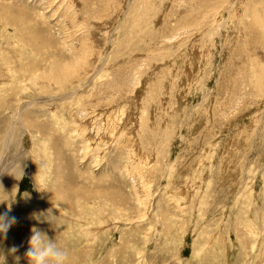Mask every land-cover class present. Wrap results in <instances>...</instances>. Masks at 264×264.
Instances as JSON below:
<instances>
[{
    "label": "rangeland",
    "instance_id": "obj_1",
    "mask_svg": "<svg viewBox=\"0 0 264 264\" xmlns=\"http://www.w3.org/2000/svg\"><path fill=\"white\" fill-rule=\"evenodd\" d=\"M137 1L0 0V213L17 218L0 234V264H29L33 227L58 240L65 264H264V0H230L229 18L211 8L190 33L191 0ZM36 37L51 42L43 55L29 49ZM56 59L83 65L71 98L24 73Z\"/></svg>",
    "mask_w": 264,
    "mask_h": 264
},
{
    "label": "bare ground",
    "instance_id": "obj_2",
    "mask_svg": "<svg viewBox=\"0 0 264 264\" xmlns=\"http://www.w3.org/2000/svg\"><path fill=\"white\" fill-rule=\"evenodd\" d=\"M174 1H176L177 2V0H174ZM251 2H252V0H250ZM101 3H102V1H100ZM108 2V1H107ZM117 2V1H116ZM145 2V1H144ZM232 2V1H231ZM186 3H187V1H186ZM228 3V4H227ZM103 4V3H102ZM111 4V2L108 4V5H110ZM136 4H138V5H141V6H144L143 5V0H138L137 2H136ZM135 4V5H136ZM230 4V0H228V1H226V0H191V3H190V5H189V7L188 8H186V9H184L186 12H185V15H186V19L185 20H187V26L185 27V29H186V31H188L189 33L191 32V30H192V28L190 27L191 25H190V22H192V17H193V21H195L194 23L192 22V24H193V26H194V28L196 29V26H205V25H207V23L209 22V19L207 18V21H205L204 22V20L206 19V17H207V15H208V12H209V10L211 9V8H216V10L218 11V10H220V8H222L223 10H225V11H227L228 10V12L226 13V14H229L228 15V18L231 16H236L237 15V12H233V10H232V8L230 9L229 8V5ZM101 5V4H100ZM106 5V4H105ZM126 5H128V4H126ZM134 5V6H135ZM138 5H136V7L139 9V6ZM231 5V4H230ZM133 6V7H134ZM164 6V5H163ZM171 6H174V4H172ZM220 6H222V7H220ZM97 7V6H96ZM119 7H120V4H119ZM175 7V6H174ZM191 7H193V8H191ZM196 7V8H195ZM246 7V6H245ZM100 8V7H99ZM107 8V7H106ZM166 8V7H165ZM176 8V7H175ZM240 9H241V6L239 7ZM113 9V8H112ZM169 10H171L170 9V6H169V8H168ZM239 9V10H240ZM247 9V8H246ZM173 10V9H172ZM95 11V10H94ZM120 11V10H119ZM121 11H122V9H121ZM127 11V10H126ZM128 11H129V9H128ZM127 11V12H128ZM133 11V10H132ZM135 11H136V9H135ZM238 11V10H237ZM170 12V11H169ZM174 14L176 13L175 12V10L174 11H172ZM244 12V11H243ZM241 13V15H242V17L244 16V13ZM246 12H248V9L246 10ZM99 14V13H98ZM101 14V13H100ZM118 14H120L119 12H118ZM134 14V13H133ZM132 14V15H133ZM170 14H172V13H169L168 14V16L171 18L172 16H174L173 14L172 15H170ZM96 16H97V14H95ZM127 15V14H126ZM95 16V17H96ZM116 16H117V12H116ZM125 16V15H124ZM132 17V16H131ZM189 17V18H188ZM241 17V18H242ZM14 19L16 18V19H18L16 16H14L13 17ZM168 17H167V15H166V18H165V22H166V24H167V22H168V24H170V25H173V26H175V24L173 23V21H170L171 19L169 18V20L167 19ZM20 19V18H19ZM102 19V18H101ZM105 19V18H104ZM130 19V18H129ZM212 19V18H211ZM98 20H99V18H98ZM125 20V19H124ZM146 20V19H145ZM168 20V21H167ZM177 20V19H176ZM213 20V19H212ZM215 20V19H214ZM219 20V19H218ZM222 20V19H221ZM243 20H245V19H243ZM16 21V20H15ZM107 21V20H106ZM106 21H104V22H106ZM171 22V23H170ZM231 22V21H230ZM241 22V21H240ZM256 22V21H255ZM255 22H251V23H249L248 24V28H250V30L247 32V34H249L250 36L249 37H251V34H253V31L255 32V33H258L257 31H256V28L255 29H253V27H251V26H253L254 25V23ZM97 23V22H96ZM205 25H204V24ZM217 23V22H216ZM226 23H228L227 21H222V22H220L219 23V26L217 27V30L219 31V30H221V32L223 33L225 30H226V26L228 25L229 26V24H226ZM244 23V22H243ZM243 23H238L237 24V34H242L243 35V33H242V30H243V28L242 27H244L242 24ZM9 24V23H8ZM29 24H31V22L29 23ZM87 25H88V22L86 23ZM91 24V29L89 30V33L87 34L88 36H89V40L88 39H86L84 42H83V44H84V50H80V51H82L80 54H78V59L81 57V56H83V58L81 59H79V60H81V62H82V60L83 61H85L86 60V58H92L91 57V55H90V53H92V50H93V47H92V40L90 39L91 37V34H92V31L94 30V28L96 27V26H98V23L97 24H95V22H91L90 23ZM101 24V23H100ZM104 24V23H103ZM103 24H102V26H103ZM183 24V23H182ZM256 24V23H255ZM28 25V24H27ZM125 25V24H124ZM185 25V24H184ZM29 26V25H28ZM180 26H182L181 24H180ZM215 27H216V25H215ZM179 28V27H178ZM212 28V27H211ZM86 29V28H85ZM97 29V28H96ZM95 29V30H96ZM154 29V28H153ZM171 29V28H170ZM170 29H168L167 31H166V29L164 30V28H163V30H161V31H156V29H155V32H156V34H155V32H154V34H155V36H158V38H159V40H162V41H164L165 39H163V38H165V36L166 35H168L169 33H170ZM184 29V30H185ZM216 29V28H215ZM86 30H88V29H86ZM95 30L93 31V32H95ZM174 30H176V32H175V34L179 31L178 29H176V27L174 28ZM181 30H183V28L181 29ZM190 30V31H189ZM247 30V29H246ZM23 32V31H22ZM215 32V31H214ZM220 31H219V33L220 34H222ZM243 32H244V30H243ZM38 34V33H37ZM93 35V34H92ZM244 35H245V33H244ZM256 35H258V34H256ZM181 36V35H180ZM217 36V35H216ZM247 36V35H246ZM33 37V36H32ZM107 37V36H106ZM175 37H176V35H175ZM183 37V36H182ZM95 38V37H94ZM31 39V38H30ZM35 40L32 42V41H28L29 43H30V50H31V52H32V54H34L33 52H35V53H38V54H42L41 52H42V50H45L44 49V47H46L47 46V44H49V43H51V42H48L47 41V39H44V38H34ZM168 39V38H167ZM175 39V38H174ZM108 40V39H107ZM171 40V39H170ZM243 41V40H242ZM251 42H248V44H247V46H250V48L249 49H251V50H253L254 48H253V45H251V44H253L254 42H252V40H250ZM28 43V44H29ZM71 43V42H70ZM256 43V42H255ZM28 44H26L27 45V47H28ZM90 44V45H89ZM131 44V43H130ZM138 44V43H137ZM15 45H17L18 46V44H16L15 43ZM51 45V44H50ZM104 46V45H103ZM257 46V45H256ZM23 47V46H22ZM50 47V49H52L51 48V46H49ZM88 47H90V48H88ZM255 47V46H254ZM78 48V46L75 48V50ZM28 49V48H27ZM28 49V50H29ZM17 50V49H16ZM25 50V49H24ZM47 50H49L48 48H47ZM69 50V49H68ZM74 50V51H75ZM257 50V49H256ZM260 50H263V49H260ZM46 51V50H45ZM1 52V51H0ZM16 52H18L19 53V50H17ZM49 52H51V51H49ZM261 53H262V51H260ZM18 53H16L17 55H18ZM76 53V52H75ZM252 53V55H253V53H255V51H253V52H251ZM258 54H259V52H258ZM3 55V54H2ZM43 55V54H42ZM47 55V54H46ZM58 55V54H57ZM261 56H262V54H260ZM3 57V56H2ZM7 57H8V55H7ZM41 56H39V58H40ZM100 57V56H99ZM51 58V57H50ZM54 58H58V56L57 57H54ZM2 59V58H1ZM3 59H4V57H3ZM3 59H2V62H3ZM7 59V58H6ZM8 60V59H7ZM46 60V59H45ZM77 60V59H76ZM4 61H5V59H4ZM10 61V60H9ZM90 61V60H89ZM4 63V62H3ZM9 63H11V62H9ZM87 65V64H86ZM98 65H100V64H98ZM4 66V65H3ZM2 66V69H1V73H2V75L3 76H5L4 75V72L6 71V68L5 67H3ZM50 66V65H49ZM48 66V67H49ZM82 64L80 63V62H78V61H76V62H74V60H73V62L72 61H70V62H68V63H65V62H61V61H59V60H57L56 59V61H54L53 63H52V65L50 66V69L48 70H46L45 72L47 73H43V72H36L35 71V69H37L38 67H40V66H38L37 68H35V67H33L32 66V64L30 65H28V66H26L25 67V69H24V73L25 72H27L26 74H27V77H28V79L30 80V82L32 83V85L34 86V87H36L37 88V90H41V91H43L45 88H48V89H50L51 90V86H56L57 87V89L56 90H58L57 91V93H59V94H64V97H68V98H71L72 97V94L73 93H67L68 91L66 90V89H70L74 84L75 85H77V83L79 82V80H81V77L82 76H84V75H82V73L84 72V68H82ZM22 67V66H21ZM8 68V67H7ZM10 69V68H9ZM8 69V70H9ZM15 70V74H16V72L19 70V69H14ZM13 70V71H14ZM11 72H12V70H10ZM21 71V70H20ZM23 72V71H22ZM21 72V73H22ZM13 73V72H12ZM20 73V74H21ZM23 74V73H22ZM96 74H98V73H96ZM9 75V74H8ZM111 76V75H110ZM98 78H100V77H98ZM4 79V78H3ZM7 79V80H6ZM3 81V80H2ZM12 80L7 76V78H5L4 79V82L5 83H7L8 84V82H11ZM22 81V80H21ZM102 81V80H101ZM103 82V81H102ZM114 82V81H113ZM17 84V83H16ZM21 84V83H20ZM104 84V83H103ZM2 85V84H1ZM22 85V84H21ZM12 86V85H11ZM105 86V85H104ZM9 87H10V85H9ZM21 87V86H20ZM24 87H25V85H24ZM32 87V86H31ZM75 87V86H74ZM77 87V86H76ZM26 88V87H25ZM73 88V87H72ZM11 89H13V87H11ZM53 89V88H52ZM9 90H10V88H9ZM65 90L67 91V92H65ZM8 92V91H7ZM72 92V91H71ZM5 93V92H4ZM43 93V92H42ZM76 93V92H75ZM37 94V93H36ZM4 95V94H3ZM9 95V94H8ZM7 95V96H8ZM1 96V95H0ZM10 96H11V94H10ZM16 96V95H15ZM70 96V97H69ZM11 98V97H10ZM16 98H17V96H16ZM56 98V97H55ZM126 98V97H125ZM5 99H6V96L5 97H0V100H1V102H4L5 101ZM12 99H15V97H13ZM78 99V98H77ZM83 100V99H82ZM13 101V100H12ZM5 102H7V100L5 101ZM66 102V101H65ZM8 103V102H7ZM2 105V104H1ZM67 105H68V102H67ZM3 106V105H2ZM4 106H5V104H4ZM59 106V105H58ZM65 106V105H64ZM82 106L85 108L86 106H84L83 104H82ZM81 107V106H80ZM88 107V106H87ZM62 109H64V107L62 108ZM82 109V108H81ZM140 109V108H139ZM7 110H9V109H7ZM73 110V109H72ZM119 110V109H118ZM125 110V109H124ZM61 111H63V110H61ZM117 111V110H116ZM120 111V110H119ZM19 113H17V114H20L21 112L20 111H18ZM72 112V111H71ZM112 112V111H111ZM73 114V113H72ZM71 114V115H72ZM121 115H125V114H123V111H121V113H120ZM23 115V114H22ZM109 115V114H108ZM70 116V115H69ZM74 116V115H73ZM75 116H76V114H75ZM116 116V115H115ZM16 117V116H15ZM72 117V116H71ZM77 117H79V116H77ZM110 118V117H109ZM121 118V117H120ZM126 118V117H125ZM15 119V118H14ZM25 119V118H24ZM82 119H84V118H82ZM111 119V118H110ZM118 119V118H117ZM13 120V119H12ZM16 120V124L18 123V124H21L20 123V119L19 118H17V119H15ZM14 120V121H15ZM22 120V119H21ZM74 120H75V118H74ZM79 120V119H78ZM84 121V120H83ZM54 122V121H53ZM77 123V122H76ZM75 123V124H76ZM17 124V125H18ZM36 124V123H35ZM80 124V123H79ZM11 125V124H10ZM40 125V124H39ZM152 125V124H151ZM23 126V125H22ZM21 126V127H22ZM10 127V126H9ZM20 127V126H19ZM19 127H16V129L17 128H19ZM33 128V127H32ZM77 128H79V127H77ZM16 129H14V130H16ZM38 130V129H37ZM64 130H65V128H64ZM25 131V130H24ZM27 131V130H26ZM34 131V130H33ZM63 131V130H62ZM81 131V130H80ZM36 132V131H35ZM41 132H43V131H41ZM85 132V131H84ZM7 133H8V131H7ZM46 133V132H45ZM80 134V133H79ZM112 134V133H111ZM22 135V134H21ZM4 136V135H3ZM15 136V135H14ZM37 136L38 135H36V136H34V135H31L30 137L32 138V140H34L36 143H37V145H39V140L37 139ZM41 136V135H40ZM6 137L7 136H5V138H4V140H2V138H1V141H2V144H4L5 143V145L7 144V140L8 139H6ZM12 137V136H11ZM80 137H81V135H80ZM7 138H9V137H7ZM53 138V137H52ZM85 138V137H84ZM134 138H136L135 136H134ZM133 138V140H130L129 142H133L134 144H136L137 145V139H134ZM43 139V138H42ZM83 139V138H82ZM81 139V140H82ZM88 139H89V137H88ZM129 139H131V138H129ZM44 140V139H43ZM84 140V139H83ZM1 141H0V143H1ZM86 141V140H85ZM98 141V140H97ZM9 142H11V141H9ZM46 143V142H45ZM45 143H44V145H45ZM9 144V143H8ZM1 145V144H0ZM11 145V144H10ZM9 145V146H10ZM46 146V145H45ZM135 146V145H134ZM139 146H140V144H139ZM139 146H137V147H139ZM5 148V147H4ZM39 148V147H38ZM135 148V147H134ZM140 148V147H139ZM7 149V148H6ZM46 149V148H45ZM43 150V149H42ZM102 150V149H101ZM140 151H141V149H139ZM58 152V151H57ZM60 152H61V149H60ZM60 152H58L57 154H60ZM129 153H130V151H128ZM11 153V152H10ZM139 154V153H138ZM142 154V153H141ZM141 154H140V156H141ZM94 155V154H93ZM137 155V154H136ZM136 155H134V157L136 156ZM59 155H57V158L59 159V157H58ZM130 156V155H129ZM133 156V155H132ZM137 156H139V155H137ZM142 157V156H141ZM144 157V156H143ZM17 158V157H16ZM19 158V157H18ZM146 158V157H145ZM31 159H34V158H31ZM139 159H140V157H139ZM19 160V159H18ZM37 160V156H36V158H35V161ZM141 160V159H140ZM32 162V161H31ZM60 162H61V159H60ZM92 162V161H91ZM95 162V161H94ZM151 162V161H150ZM141 163V162H140ZM146 163V162H145ZM15 164V163H14ZM27 164V163H26ZM59 165H61V164H59ZM152 165V164H151ZM48 166V165H47ZM32 169V168H31ZM34 170V169H33ZM58 170H60V168H58ZM62 171V170H61ZM141 171V170H140ZM15 172V171H14ZM61 173V172H60ZM32 174H34V173H32ZM48 175V174H47ZM35 176H37V175H35ZM40 176V175H39ZM39 178V177H38ZM167 180V179H166ZM143 185V184H142ZM71 189V188H70ZM74 189V188H73ZM73 189H72V191H73ZM145 189V188H144ZM147 189V188H146ZM65 190H66V188L64 189V191L62 192V199H60V200H62V201H67L66 200V193L68 192H66L65 193ZM69 190V189H68ZM75 190V189H74ZM80 191V190H79ZM82 192H84L83 190H81ZM147 191V190H146ZM76 193H77V191H75ZM75 192H73V193H75ZM75 193V194H76ZM81 192H79V194H80ZM68 194H69V192H68ZM82 194V193H81ZM84 194V193H83ZM85 195V194H84ZM46 196V195H45ZM86 196V195H85ZM53 197V196H52ZM82 197H84V196H82ZM113 198H115L114 196H112ZM146 197V196H145ZM67 198H68V196H67ZM86 198V197H85ZM112 198V201L113 200H116V199H113ZM77 199H78V197H77ZM83 199V198H82ZM111 198L109 197V199L108 200H110ZM50 200V199H49ZM71 200V199H70ZM80 200H81V197H80ZM69 201V200H68ZM75 201V200H74ZM77 201V200H76ZM46 202V201H45ZM69 202H71V201H69ZM111 202V201H110ZM122 204H124V201L122 200V202H121ZM68 204V203H67ZM139 204V203H138ZM49 205V204H48ZM252 205V204H251ZM66 207V206H65ZM64 207V208H65ZM68 207H70L69 205H68ZM52 209H53V206L51 207ZM19 209V208H18ZM51 209V210H52ZM57 209V208H56ZM58 209H62V207H60V208H58ZM63 210V209H62ZM67 210V209H66ZM56 211V210H55ZM60 210H58V212H59ZM63 215V214H62ZM61 216V215H60ZM64 216V215H63ZM63 218V217H62ZM75 218V217H74ZM76 220V219H75ZM88 221V220H87ZM90 221V220H89ZM94 221V220H93ZM63 224V223H62ZM85 225H87V224H85ZM91 226V225H90ZM64 234V233H63ZM96 235V234H95ZM89 237V236H88ZM94 237V236H93Z\"/></svg>",
    "mask_w": 264,
    "mask_h": 264
},
{
    "label": "clouds",
    "instance_id": "obj_3",
    "mask_svg": "<svg viewBox=\"0 0 264 264\" xmlns=\"http://www.w3.org/2000/svg\"><path fill=\"white\" fill-rule=\"evenodd\" d=\"M48 214L52 215L51 209L47 214H42L43 218L47 219ZM17 221L15 216H10L8 211L0 213V234H7V231ZM15 253L16 247L13 246L10 250ZM25 258L29 264H65L67 253L61 248L58 240L55 238H49L46 232L41 231L38 228L33 227L31 229V235L28 238V248L24 253ZM19 257H16L18 264Z\"/></svg>",
    "mask_w": 264,
    "mask_h": 264
}]
</instances>
